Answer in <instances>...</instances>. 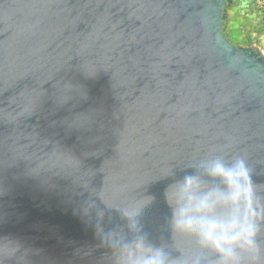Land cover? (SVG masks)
I'll return each instance as SVG.
<instances>
[{
  "label": "water",
  "instance_id": "95a60500",
  "mask_svg": "<svg viewBox=\"0 0 264 264\" xmlns=\"http://www.w3.org/2000/svg\"><path fill=\"white\" fill-rule=\"evenodd\" d=\"M224 4L0 0V264H116L148 197L142 234L181 257L169 184L240 158L264 186V53Z\"/></svg>",
  "mask_w": 264,
  "mask_h": 264
},
{
  "label": "clouds",
  "instance_id": "9594fccd",
  "mask_svg": "<svg viewBox=\"0 0 264 264\" xmlns=\"http://www.w3.org/2000/svg\"><path fill=\"white\" fill-rule=\"evenodd\" d=\"M205 176L218 181L208 185L192 173L164 190L171 209L170 226L181 239L182 256L173 257L164 247L150 243L137 217L151 202L132 200L123 210L131 240H122L116 264H264V195L243 159L230 167L216 161Z\"/></svg>",
  "mask_w": 264,
  "mask_h": 264
},
{
  "label": "flooded vegetation",
  "instance_id": "af4514ba",
  "mask_svg": "<svg viewBox=\"0 0 264 264\" xmlns=\"http://www.w3.org/2000/svg\"><path fill=\"white\" fill-rule=\"evenodd\" d=\"M222 32L234 45L264 46V4L260 0H225Z\"/></svg>",
  "mask_w": 264,
  "mask_h": 264
},
{
  "label": "rangeland",
  "instance_id": "374dc122",
  "mask_svg": "<svg viewBox=\"0 0 264 264\" xmlns=\"http://www.w3.org/2000/svg\"><path fill=\"white\" fill-rule=\"evenodd\" d=\"M260 1L264 4V0H260ZM263 47H264V46H263ZM263 47H262V48H263Z\"/></svg>",
  "mask_w": 264,
  "mask_h": 264
},
{
  "label": "built area",
  "instance_id": "2783aa9c",
  "mask_svg": "<svg viewBox=\"0 0 264 264\" xmlns=\"http://www.w3.org/2000/svg\"><path fill=\"white\" fill-rule=\"evenodd\" d=\"M262 51H263V53H264V47L262 48Z\"/></svg>",
  "mask_w": 264,
  "mask_h": 264
}]
</instances>
